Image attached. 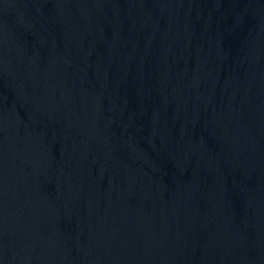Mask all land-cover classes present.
Instances as JSON below:
<instances>
[{
    "label": "water",
    "instance_id": "95a60500",
    "mask_svg": "<svg viewBox=\"0 0 264 264\" xmlns=\"http://www.w3.org/2000/svg\"><path fill=\"white\" fill-rule=\"evenodd\" d=\"M0 264H264V0H0Z\"/></svg>",
    "mask_w": 264,
    "mask_h": 264
}]
</instances>
